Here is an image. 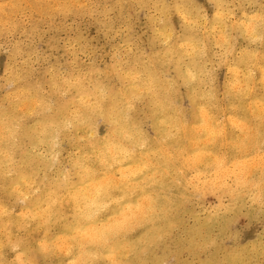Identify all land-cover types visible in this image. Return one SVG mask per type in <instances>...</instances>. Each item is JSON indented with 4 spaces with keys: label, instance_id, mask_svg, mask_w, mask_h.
<instances>
[{
    "label": "clouds",
    "instance_id": "clouds-1",
    "mask_svg": "<svg viewBox=\"0 0 264 264\" xmlns=\"http://www.w3.org/2000/svg\"><path fill=\"white\" fill-rule=\"evenodd\" d=\"M0 264H264V0H0Z\"/></svg>",
    "mask_w": 264,
    "mask_h": 264
}]
</instances>
